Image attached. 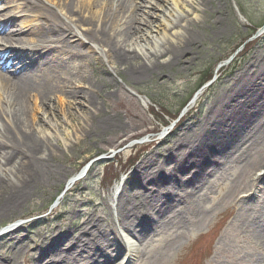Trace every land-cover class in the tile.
Wrapping results in <instances>:
<instances>
[{"label":"rangeland","instance_id":"1","mask_svg":"<svg viewBox=\"0 0 264 264\" xmlns=\"http://www.w3.org/2000/svg\"><path fill=\"white\" fill-rule=\"evenodd\" d=\"M134 2L144 6V23L135 25L141 32L128 47L143 60L153 56L148 51L177 45L188 25L195 44L182 62L158 57L160 67L143 76L116 72L104 53L79 45L70 51L72 61L55 71L51 85L57 89L49 99L32 93L26 125L55 151L45 163L49 173L31 184L22 204L0 212V264H93L82 246L103 234L115 238L112 250H124L105 264H127L122 259L129 251L134 256L128 264H264V75L238 96L247 68L264 66V0ZM23 23L34 18L18 3L0 2V37ZM207 69L214 70L213 79L197 91ZM89 94L96 109L84 98ZM246 98L251 107L229 119L228 141L234 144L208 149L205 177L188 183L194 165L182 174L178 167L186 146L215 130L210 119L222 102L234 108V100ZM0 109L8 110L2 92ZM174 167L176 180L167 173ZM144 172L152 179L163 172L164 186L174 180L181 187L162 195V209L153 206L147 223L133 227L118 197L124 193L131 205L146 204L148 192L139 185ZM7 200L8 194L0 198V208ZM123 220L133 230V246L126 243Z\"/></svg>","mask_w":264,"mask_h":264},{"label":"bare ground","instance_id":"2","mask_svg":"<svg viewBox=\"0 0 264 264\" xmlns=\"http://www.w3.org/2000/svg\"><path fill=\"white\" fill-rule=\"evenodd\" d=\"M47 1L52 6L43 0H0L3 5L18 3L22 12L34 18V23H23V27L21 25L10 31L11 34L8 32L0 37V69L3 73L0 76V93L6 96L8 106L6 111L0 109V198L8 194V200L0 208L1 213L14 211L19 207L26 198L31 184L49 173L45 163L55 148L46 141L39 140L31 128L26 125L27 117L31 113L29 102L34 91L41 97L42 102L48 100L49 94L56 91L57 88L51 85L53 75L55 71L60 72L64 63L72 61L71 50L76 49V46L88 44V48L93 53H104L115 65L116 72L123 69L135 76H143L160 67L158 57L169 58L168 64L182 62L183 56L190 52V48L196 42L195 36L189 31L191 26L188 25L179 37L177 45L166 47L162 51L155 49L148 51L155 56L154 59L151 60L153 56H150L143 60L138 56L137 49L131 50L128 43L141 32L140 28L135 25L144 23L141 19L142 15L139 14L140 8L144 6L136 5L134 0H82L80 3L78 0ZM146 2L151 5L152 0H146ZM3 26L0 25V31L4 30ZM79 30L82 32L79 33ZM30 43L34 44L31 46ZM17 45L22 46L21 52L15 51ZM6 48H11V50H6ZM7 61H11L9 66L6 65ZM263 75L262 63L249 66L243 74V87L238 90L240 92L238 96L250 93L252 87L257 85ZM64 81L66 84L71 83L66 78ZM72 95L75 97L76 93ZM259 97L264 100L263 95ZM84 98L92 109L97 108L93 95L89 94ZM251 99L254 100V97L252 96ZM250 103L252 102H249L247 98L243 102L236 99L231 105L237 107L228 108L225 106L227 104L222 102L216 114L210 119V127H215V130L209 128L198 144L195 143L193 147L186 146L189 156L182 158L178 167H180L179 173L182 174L187 172L189 164L194 165L195 170L191 169L188 172V183H191L194 177L195 179L205 177L207 170L203 171V166L209 159L207 158L208 149L212 148L215 153L234 144L228 141V135L232 133L231 122H233L229 119L230 117L241 118L242 109L243 112L246 108L249 109ZM261 105L264 106V103ZM236 111L240 115L234 114ZM52 114L58 117L55 111H52ZM194 149H199V152L195 153ZM174 164L177 162L174 161ZM164 168L161 166L159 171L161 172ZM173 169L174 174L168 172ZM173 169H168V171L165 169L163 172L167 171L168 175H172V179L176 180L177 168ZM162 174L158 173L153 179L151 173L140 174L141 184L139 185L143 184V189L148 192L143 195L144 199H147L146 204L131 205L130 199L124 193L118 197V203L122 205L124 214L134 220L133 227L146 224L152 216L148 213L150 208L154 206L155 209H162L163 204L157 206L165 198L162 195L169 197L178 190V187H181L178 181L172 183L174 180L170 182L169 187L164 186ZM75 178L70 180L69 187L74 185ZM190 178L192 181H189ZM147 184L151 188H147ZM121 226L123 232L128 235H126V243L135 245L129 237H133V230L127 227L128 222L123 220ZM261 227L263 226H259V229ZM111 235H99L100 239H89L86 245L82 246L81 251L93 258V264L108 263L124 251L121 246H117L115 251L112 250L116 240ZM133 256L132 251H129L122 262L128 264ZM62 264H66L65 260Z\"/></svg>","mask_w":264,"mask_h":264},{"label":"trees","instance_id":"3","mask_svg":"<svg viewBox=\"0 0 264 264\" xmlns=\"http://www.w3.org/2000/svg\"><path fill=\"white\" fill-rule=\"evenodd\" d=\"M213 69H207L206 70V74L205 75H203L201 78H200V80H199V83H198V86H197V91L200 89V88H202L205 84H207L208 82H210L212 79H213ZM195 93H192L188 98H187V100L184 102V104H183V107H182V109L187 105V103L192 99V97H193V95H194ZM155 106H156V104H155ZM164 111V110H163ZM166 113V112H165Z\"/></svg>","mask_w":264,"mask_h":264}]
</instances>
